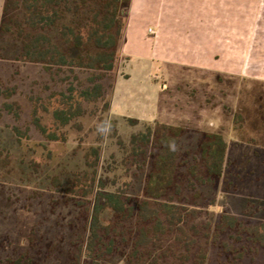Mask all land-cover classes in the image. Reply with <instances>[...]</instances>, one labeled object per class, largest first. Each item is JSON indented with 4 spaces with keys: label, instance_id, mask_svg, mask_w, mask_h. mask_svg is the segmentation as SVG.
<instances>
[{
    "label": "rangeland",
    "instance_id": "obj_1",
    "mask_svg": "<svg viewBox=\"0 0 264 264\" xmlns=\"http://www.w3.org/2000/svg\"><path fill=\"white\" fill-rule=\"evenodd\" d=\"M4 4L0 0V87L17 90L10 99L0 96V264L26 253L37 264H85L81 249L97 194L143 196L150 158L134 156L131 138L149 123L225 138L229 148L217 204L200 219L214 233L206 264L235 259L223 252L226 242L250 264L259 246L242 231L264 222V0H219L218 67L198 63L185 51L166 54L161 43L155 48L148 30L158 29V22L140 18L139 42L128 46L130 57L119 56L114 90L106 82V102L86 106L82 117L59 130L50 114L40 112L41 124L60 141H49L35 126L31 98L41 97L52 108L64 100L70 79L89 76L62 70L53 79L41 65L18 61L19 42L1 33ZM214 51L209 47L210 55ZM111 95L113 110L105 106ZM6 103L19 108L9 112ZM93 149L100 150L96 169L89 164ZM95 173V192L85 196ZM223 213L240 218L241 227L216 228ZM119 227L117 248L124 250L122 233L128 229ZM105 262L128 264L120 253Z\"/></svg>",
    "mask_w": 264,
    "mask_h": 264
},
{
    "label": "trees",
    "instance_id": "obj_2",
    "mask_svg": "<svg viewBox=\"0 0 264 264\" xmlns=\"http://www.w3.org/2000/svg\"><path fill=\"white\" fill-rule=\"evenodd\" d=\"M130 4L131 0H5L1 33L19 42L18 61L41 65L53 79L62 70L89 76L87 80L77 76L76 82L70 79L61 94L64 100L52 108L41 97L31 98L34 124L49 141H60V137L41 124V111L51 115L58 130L63 129L82 117L86 106L106 102V82L114 90ZM16 90L0 87V96L10 99ZM105 106L110 109L111 101ZM5 107L13 112L19 105L6 103ZM15 131L21 135L18 128ZM131 144L135 157L150 158L143 196L133 199L122 191L97 194L89 211L88 240L81 249L85 264H106L115 253L126 257L128 264H206L214 233L211 223L200 219L217 204L227 141L220 134L149 123L132 136ZM99 151L93 149L94 161L89 163L94 169L99 165ZM94 176L90 179L93 189L85 196L95 192L97 173ZM119 226L128 229L122 233L126 246L121 251L117 248ZM218 227L236 230L241 220L223 213ZM242 232L259 246L250 264H264V222ZM222 249L235 259L228 257L220 264H244L246 254L236 255L229 242ZM9 263L37 264L28 253Z\"/></svg>",
    "mask_w": 264,
    "mask_h": 264
},
{
    "label": "crops",
    "instance_id": "obj_3",
    "mask_svg": "<svg viewBox=\"0 0 264 264\" xmlns=\"http://www.w3.org/2000/svg\"><path fill=\"white\" fill-rule=\"evenodd\" d=\"M146 16L154 18L159 25L158 29L148 30L155 39V48L161 43L166 47V54L180 55L185 51L190 59L198 63L219 64V52L214 51L217 47L219 49V0H131L121 57H130L128 46L139 42L138 21ZM185 45L191 48L183 49ZM178 46L180 48H176ZM209 47L215 52L214 55H210ZM164 51H160V54L164 55Z\"/></svg>",
    "mask_w": 264,
    "mask_h": 264
}]
</instances>
